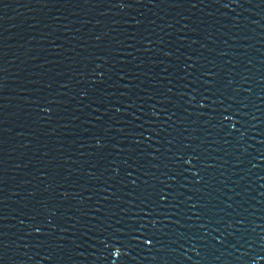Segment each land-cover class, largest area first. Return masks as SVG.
Returning a JSON list of instances; mask_svg holds the SVG:
<instances>
[{
  "label": "water",
  "instance_id": "1",
  "mask_svg": "<svg viewBox=\"0 0 264 264\" xmlns=\"http://www.w3.org/2000/svg\"><path fill=\"white\" fill-rule=\"evenodd\" d=\"M0 264H264V0H0Z\"/></svg>",
  "mask_w": 264,
  "mask_h": 264
}]
</instances>
